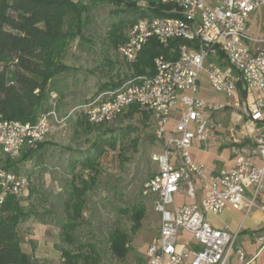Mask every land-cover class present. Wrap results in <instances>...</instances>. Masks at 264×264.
Here are the masks:
<instances>
[{
    "label": "built area",
    "instance_id": "2783aa9c",
    "mask_svg": "<svg viewBox=\"0 0 264 264\" xmlns=\"http://www.w3.org/2000/svg\"><path fill=\"white\" fill-rule=\"evenodd\" d=\"M156 1L169 5L165 11L171 15L133 21L117 51L134 63L144 44L154 38L163 47L175 43L170 54L154 57L152 72L99 92L81 111L91 124L110 123L130 106L153 116L155 138L163 147L152 158L157 172L143 184V193L152 197L159 216L158 230L145 250L146 264H228L232 256L237 264H247L243 247L236 243L238 233L227 225L214 227L204 213L219 214L231 206L245 214L259 209L264 215V204L258 203L264 193V138H257L253 149L234 147L232 165L215 172L195 162L189 150L195 142L206 145L213 136L211 111L230 105L199 95L201 72L212 90L236 97L234 106L241 104L252 122L264 120V37L253 35L250 22L264 0ZM135 5L148 8L146 0ZM54 97L34 122L0 118V162L3 157L15 160L45 139L56 115ZM28 184V176L0 165V209L8 194L20 195ZM196 185L203 193L199 204L175 202L182 193L194 198ZM251 236L264 243V226Z\"/></svg>",
    "mask_w": 264,
    "mask_h": 264
},
{
    "label": "rangeland",
    "instance_id": "374dc122",
    "mask_svg": "<svg viewBox=\"0 0 264 264\" xmlns=\"http://www.w3.org/2000/svg\"><path fill=\"white\" fill-rule=\"evenodd\" d=\"M124 1L136 4L142 0ZM88 5V11L83 15L82 38L76 37L61 58L62 63L69 66V71L52 79L55 90L49 95L48 107L54 95L52 102L56 115L50 119V130L43 140L47 145L23 161H18L21 155L15 160L3 157L0 165H8L16 173L29 178L28 187L17 198L33 215L21 220L17 232L22 250L37 264H63V251L77 250L80 244L86 243L100 255L99 264H146L145 250L158 230L159 216L153 208L152 197L143 193V184L157 172V164L152 158L162 150L163 142L155 138L152 114L139 107L132 115L123 113L106 124H91L84 120L91 126L88 131L78 126L82 106L97 96L99 88L130 79L136 71V62H126L108 37L112 23L128 16L122 12L123 5L108 2ZM127 28L128 24H125L121 33L125 34ZM251 29L258 37H264V7L253 14ZM4 66L0 63V69ZM12 70L9 62V72ZM144 70L151 71L150 67ZM199 89V95L207 101L220 104L225 99L211 89L205 72L200 73ZM211 119L215 124L213 136L206 145L201 144V148L208 146L214 138L220 140V135H224L223 139L229 136L228 146L255 147V140L246 141L244 135H240L243 133L237 122L250 120L241 104L233 107L223 104L211 111ZM257 123L256 127L259 126ZM100 136L114 137L117 146L98 160L100 173L84 196L82 224L74 231V243L69 244L64 241L60 229L65 216L64 201L68 199L72 184L77 183L73 180L74 175L89 176L80 161ZM196 144L189 150L192 159L197 163L201 161L210 169L218 154L216 147L212 142L209 152L205 153ZM174 200L177 204L188 203L189 197L182 193ZM140 203L145 209L144 216L137 230L131 233L132 221L127 210ZM234 215L238 218L240 213L234 212ZM115 228L130 236L124 258L115 257L109 249L108 234ZM239 242L250 254L258 253V263L263 261L264 243H252L244 234L236 239V243Z\"/></svg>",
    "mask_w": 264,
    "mask_h": 264
},
{
    "label": "trees",
    "instance_id": "16d2710c",
    "mask_svg": "<svg viewBox=\"0 0 264 264\" xmlns=\"http://www.w3.org/2000/svg\"><path fill=\"white\" fill-rule=\"evenodd\" d=\"M104 2L123 5L122 12L128 15L112 23L108 30L110 43L116 48L125 41V34L121 33L125 24L141 17L171 15L165 11L169 5L156 0H148L146 9L124 0H0V63L5 64L0 69V118L34 122L48 110L49 95L55 90L52 79L69 71V66L62 63L61 58L76 37L82 38L83 15L88 11V4ZM174 45L163 47L154 38L148 39L138 55L134 64L136 71L131 77L149 73L144 70L147 67L152 72L154 57L159 54L168 56ZM9 62L13 67L10 72ZM120 83L102 86L98 92L115 88ZM137 110L138 106H130L124 114L132 115ZM84 120L80 112L77 124L88 131L91 126ZM46 145L47 142L42 141L36 148L23 150L18 161L26 160ZM116 146L114 137L100 136L80 161L89 176L74 175L73 180L77 183L72 184L68 199L64 201L65 216L60 223L62 237L69 244L74 243V231L82 224L84 196L100 173L98 160ZM127 211L130 212V231L133 233L139 227L145 209L140 203ZM32 215L33 212L22 206L17 196H6L0 209V264H37L22 250L17 232L21 220ZM36 216L44 220L42 215L36 213ZM129 238V234L120 228L108 234L109 249L115 257L126 256ZM62 257L63 264H99L100 261V255L89 243L80 244L77 250L63 251Z\"/></svg>",
    "mask_w": 264,
    "mask_h": 264
},
{
    "label": "crops",
    "instance_id": "0c3cea01",
    "mask_svg": "<svg viewBox=\"0 0 264 264\" xmlns=\"http://www.w3.org/2000/svg\"><path fill=\"white\" fill-rule=\"evenodd\" d=\"M252 18H253V16L251 17V19ZM251 19H250V22H251ZM253 35L257 36L255 33H253ZM241 95H243V94H239L240 98H242ZM235 100H236V97H229V98L225 97L224 101H222L220 103H225L226 101H228L230 106L233 107ZM175 119L176 118L174 116L173 119L168 124L169 129L173 128ZM255 123L256 122H252L251 120L243 121L242 119H241V121L237 122V124L239 125V127L242 130L241 133H243L240 135H244L246 141H249V139L250 140L253 139L251 141H254L260 137L264 138V120L261 122H258L257 124H259V126H257V127L255 126ZM240 135L237 137H240ZM223 136L224 135L219 136L220 140H217L218 138L216 140H214L215 138L212 140V142H213L212 146L216 147V151L218 154H216V159L211 164L210 169H207L206 166L201 163V161H198V162H200V164L203 165V167L205 168V170L207 172H215V171H218L220 168H227V167H230L232 165V157H233V148L234 147L227 145V141H230L229 136H226L225 139H223ZM231 136H233V135L231 134ZM233 141H235V139ZM212 142H210L209 145L206 146L205 148H201L197 144H196V147L199 150H201L202 152L208 153L209 149H210V144ZM245 146L248 147L249 149L254 148L253 145H245ZM253 160L258 164L260 163L258 158L255 157L254 155H253ZM202 198H203V193L201 192L199 186L196 185L195 196H194V198H189L188 203L199 204ZM258 203L264 204V193H261L259 195ZM234 212L240 213V215H237L238 218L234 215ZM204 215H205L206 219L214 227L221 228L224 225H227L231 232L238 233L237 238L239 235L244 234V235L249 236V239H250V241H252V243H256V244L260 243L258 241L256 242L253 239V237L251 236L252 232L258 231V230L261 231L263 226H264V215L259 209H254L252 212L245 214V212L243 210L234 209L231 206H226L223 209V211L220 212L219 214H212L210 212H205ZM185 237L186 236L183 237V240L185 239ZM187 239H188V237H187ZM238 244H240L245 251V261L247 262V264H264V259L261 263H258V255H257L258 253L256 255H252L245 249L242 242H239ZM228 264H237L236 257L232 256Z\"/></svg>",
    "mask_w": 264,
    "mask_h": 264
}]
</instances>
